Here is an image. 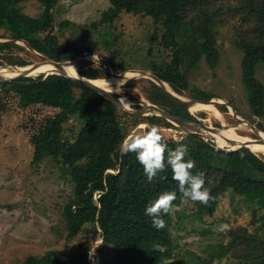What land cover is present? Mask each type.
I'll use <instances>...</instances> for the list:
<instances>
[{"label":"trees","instance_id":"obj_1","mask_svg":"<svg viewBox=\"0 0 264 264\" xmlns=\"http://www.w3.org/2000/svg\"><path fill=\"white\" fill-rule=\"evenodd\" d=\"M25 1L33 0H0V38L22 40L54 62H71L86 53H94L87 46L59 42L54 20L58 0H35L42 5L37 17L22 12L19 5ZM108 2L109 7L101 12L92 27L110 26L123 14L149 17L161 28L159 45L170 59L154 62L146 70L168 84L175 94L196 102H208L218 97L191 88L186 71L196 69L203 59L210 69H215L220 56L217 28L228 24L233 45L242 51V82L248 92L249 107L255 117L260 120L264 117V84L256 77V68L264 64V0ZM69 25L68 21L59 23V27ZM7 48L24 50L19 44L0 43V51ZM8 60L10 66L28 65L21 59ZM0 67L4 68L1 63ZM126 71H129L126 66L99 56L97 65L79 74L96 80ZM147 83L141 92L149 103L171 115L202 124L198 118H203L204 113L194 116L158 84L152 80ZM8 95L15 96L21 108L42 105L57 110L53 116L44 119L29 141L33 147L32 163L39 164L46 157L52 158L73 185V196L63 210L66 240L78 236L83 240L78 244V254L69 264H90L89 252L98 240H101L100 253L104 250L112 252V258L102 264H169L177 249L172 237V212L162 215L165 227L157 230L152 225V217L145 215L146 205L166 190H177L175 208L183 200H191L179 193L170 167L148 181L136 154H123L121 145L129 131L142 123L166 129L174 128V125L161 116L123 112L92 88L58 74L45 77L31 74L1 82L0 122L1 114L8 111V103L4 101ZM218 109L228 111L225 105ZM77 115H83L85 122L74 139H64V124ZM258 128L263 130L260 125ZM163 138L171 150L181 143L186 145L185 159L193 160L196 165L193 173H205V187L210 189L214 200L207 205L191 201L197 219L213 217L220 197L226 193L232 199H239L234 209L236 214L240 208L251 213L253 229L246 226L230 228L226 233L227 241L217 244L211 258L200 260L202 264L223 258L228 259V264H264V158L244 146L220 150L197 133L180 135L178 140ZM209 233L205 230L202 235ZM19 264L63 262L53 251H46L40 257L28 256Z\"/></svg>","mask_w":264,"mask_h":264},{"label":"rangeland","instance_id":"obj_2","mask_svg":"<svg viewBox=\"0 0 264 264\" xmlns=\"http://www.w3.org/2000/svg\"><path fill=\"white\" fill-rule=\"evenodd\" d=\"M19 6L23 13L32 17H37L42 11V5L35 0L22 2ZM108 7V0H58L54 9L55 34L60 43L93 49L94 53L89 56L86 53L85 57L72 63V70L76 73L97 65L99 56L129 70L146 71L148 75L140 73L127 79L117 92H112L118 98L133 101L132 108H145L147 105L138 102L145 99L141 89L148 84L147 80H152L149 76L152 73L146 69H150L154 62L170 59L159 45L162 30L149 17L131 14H123L110 26L92 27ZM64 21L70 25L59 27V23ZM17 44L24 50L7 48L0 51V63L4 68L10 66L8 58L14 61L21 59L28 65L43 62L23 43L18 41ZM217 48L220 56L215 69H210L203 59L196 69L186 71L190 87L218 97L212 99L213 105L225 123L232 125L243 118L250 127H254V132L246 127L237 130L240 136L259 139V133L264 135V117L261 120L255 117L249 107L248 92L242 82V51L233 45L228 24L217 28ZM256 77L264 84V64L256 68ZM178 96L190 100L186 96ZM5 97L8 111L1 114L0 122V264H19L28 256L40 257L46 251H53L63 264H69L78 254V244L83 240L80 236L66 240L63 210L73 196V185L68 177L62 175L60 166L52 158L46 157L39 164H33V147L29 141L44 119L53 116L57 110L42 105L25 109L19 106L15 96ZM220 105H225L228 111L221 112L218 109ZM201 112L205 116L197 118L203 125L223 127L220 119L205 111L193 115L198 116ZM84 122L83 115L70 118L63 126V138L74 139ZM140 125L131 129L128 135L141 131ZM159 128L163 136L176 140L184 133H180L176 125L170 129ZM250 150L264 158L263 150L254 147ZM238 200V197L232 199L229 193L224 194L213 217L204 220L196 218L193 202L183 200L172 212V237L177 249L169 264H202L200 260L211 258L217 244L227 241L226 233L230 228L246 226L252 230L250 211L245 208H240L237 214L234 211ZM222 223L229 225L225 232L218 231ZM205 230L210 233L203 236ZM100 244L101 240H98L92 245L90 264L106 263L112 258L110 250L98 251ZM228 262L226 258L213 259L211 264Z\"/></svg>","mask_w":264,"mask_h":264},{"label":"clouds","instance_id":"obj_3","mask_svg":"<svg viewBox=\"0 0 264 264\" xmlns=\"http://www.w3.org/2000/svg\"><path fill=\"white\" fill-rule=\"evenodd\" d=\"M125 107L132 110L130 103H125ZM140 129L141 131L133 132L122 141L121 152L136 154L148 181H152L159 173L164 172L166 167H170L172 179L177 182L178 191L184 198L205 205L214 200L210 189L205 187V173H193L195 162L185 159L188 152L186 145L181 143L175 150L169 149L158 125L141 124ZM176 199L177 190H166L146 205L145 215L152 217V225L157 230L165 227L162 215L175 211ZM228 229V224L222 223L218 226L220 232Z\"/></svg>","mask_w":264,"mask_h":264},{"label":"bare ground","instance_id":"obj_4","mask_svg":"<svg viewBox=\"0 0 264 264\" xmlns=\"http://www.w3.org/2000/svg\"><path fill=\"white\" fill-rule=\"evenodd\" d=\"M29 73L28 75L31 74H48V73H54L57 72L58 69L51 65L48 62H39V63H33L29 64ZM8 68V67H6ZM6 68L0 69V74L3 75V78L8 79L16 76L18 73L15 72H10ZM34 68V69H33ZM63 70L67 71L70 75H76L75 71L72 70V64H66L63 65ZM142 71H137V70H129L124 73L120 74H115L112 77L109 78H103V79H96L92 81V84L95 85L96 87L109 91V92H117V90L120 88V86L127 80L131 79L135 76L141 75ZM166 88L172 92L171 88L169 87L168 84H165ZM120 104L125 107V103H130L133 104L134 102L128 99L124 98H119ZM214 101H211L210 103H202V102H194L190 103L188 106V109L190 113L194 114L198 111H205L209 114H212L215 118L221 120V125L223 126L221 128L220 132L207 129L203 130L201 128H198L196 126L188 125L180 128L182 131L181 132H187V131H196L199 132L202 135V138L208 141H212L215 145H217L220 148L224 149H235L237 148L240 144L245 143L247 144V148H258L260 150L264 151V143L259 142V143H254L250 138L248 137H243L240 136L237 133V130L242 129L244 127L246 128H251L250 131L254 132V127H250V125L244 120L243 118H239V122L235 124H227L223 121L222 114L214 107L213 105ZM139 104L141 103L142 105H148L150 104L148 100L146 99H140L138 102ZM257 133V132H256ZM260 134V138L264 139V135ZM240 147V146H239Z\"/></svg>","mask_w":264,"mask_h":264},{"label":"water","instance_id":"obj_5","mask_svg":"<svg viewBox=\"0 0 264 264\" xmlns=\"http://www.w3.org/2000/svg\"><path fill=\"white\" fill-rule=\"evenodd\" d=\"M3 42H10V43H15L17 44L18 41L16 40H13V39H8V40H0V43H3ZM20 43H23L24 46H26V48L32 52H34L37 56L40 57V59L43 61V62H48L50 63L51 65H53L54 67H56L58 69L57 72H54V73H48V74H43V77L47 76V75H50V74H58V75H61V76H65V77H68V78H71V79H74L75 81L89 87V88H92L93 90H95L97 93H99L101 96H103L105 99L109 100L110 102H112L114 104V106H116L119 110L123 111V112H126V113H129V114H133V115H136V116H152V115H155V116H161L163 118H165L168 122H170L171 124L173 125H176L178 126L179 128H182L184 126H188V125H192V126H196L198 128H201L203 130H207V129H211V130H214V131H217V132H220L221 131V128H218V127H212V126H205L203 124H199L197 122H191V121H188V120H185L183 118H180V117H177V116H174V115H171L169 113H167L166 111L158 108L157 106L155 105H152V104H148L147 107L145 108H132V110H128L127 108H124L120 102H119V98L114 96V94H112V92H109V91H106V90H103V89H100L98 87H96L95 85L92 84V81L91 79H88L82 75H80L79 73L76 74V75H70L69 73H67V71L63 70V65H66V64H72L76 61H78L81 57H85L84 55H87V54H84L80 57H78L77 59H75L74 61H71V62H66V63H61V62H54L52 60H50L49 58H47L46 56L34 51L33 49H31V47L24 41H19ZM90 54H88L89 56ZM8 68H6L8 71L10 72H17L18 74L12 78H8V79H5L3 78V75L0 74V83L1 82H7L9 80H12V79H15L17 77H21V76H28V73L31 71H29V65H23V66H7ZM34 69V68H33ZM143 75H148V73L146 71H142L141 72ZM115 75V74H113ZM112 75V76H113ZM151 78H152V81L155 82L156 84H158L160 87H162L164 90H166L179 104H181L182 106H184L185 108L188 109V106L190 103H194L196 101H192V100H185L183 99L182 97L178 96L177 94H175L173 91H169L166 86H165V82L161 81L160 79H158L157 77H155L153 74H150L149 75ZM212 101V99L208 102H202V103H210ZM189 110V109H188ZM238 119V118H237ZM182 130H180V133ZM189 133H197L201 136L202 138V135L199 133V132H196V131H187L185 133H183L184 135L186 134H189ZM204 139V138H202ZM254 143H259V142H263L264 143V139L262 138H259V139H254L252 140ZM212 142V141H211ZM213 143V142H212ZM214 144V143H213ZM215 145V144H214ZM217 148H219L220 150H223V151H230V150H233V149H223V148H220L218 147L217 145H215ZM239 146H244V147H247V144L245 143H242L240 144ZM238 146V147H239Z\"/></svg>","mask_w":264,"mask_h":264}]
</instances>
